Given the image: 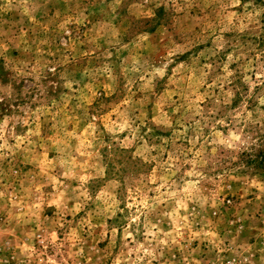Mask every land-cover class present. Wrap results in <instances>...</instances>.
<instances>
[{
	"label": "rangeland",
	"instance_id": "rangeland-1",
	"mask_svg": "<svg viewBox=\"0 0 264 264\" xmlns=\"http://www.w3.org/2000/svg\"><path fill=\"white\" fill-rule=\"evenodd\" d=\"M0 264H264V0H0Z\"/></svg>",
	"mask_w": 264,
	"mask_h": 264
}]
</instances>
